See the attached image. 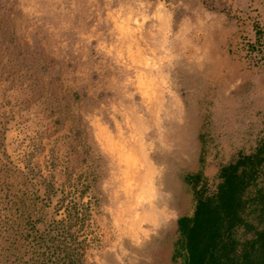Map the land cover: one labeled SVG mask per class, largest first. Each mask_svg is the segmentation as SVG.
Wrapping results in <instances>:
<instances>
[{"label": "rangeland", "instance_id": "374dc122", "mask_svg": "<svg viewBox=\"0 0 264 264\" xmlns=\"http://www.w3.org/2000/svg\"><path fill=\"white\" fill-rule=\"evenodd\" d=\"M263 140L264 0H0V264H184Z\"/></svg>", "mask_w": 264, "mask_h": 264}, {"label": "trees", "instance_id": "16d2710c", "mask_svg": "<svg viewBox=\"0 0 264 264\" xmlns=\"http://www.w3.org/2000/svg\"><path fill=\"white\" fill-rule=\"evenodd\" d=\"M212 197H201L192 218L179 221L174 259L184 264H264V140L220 171ZM251 234L238 238L239 230Z\"/></svg>", "mask_w": 264, "mask_h": 264}]
</instances>
